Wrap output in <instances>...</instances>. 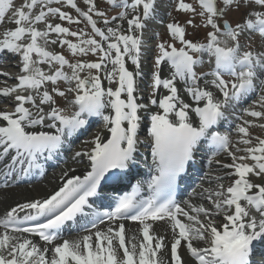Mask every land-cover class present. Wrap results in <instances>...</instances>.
I'll return each mask as SVG.
<instances>
[{
  "label": "snow or ice",
  "instance_id": "6c2138e0",
  "mask_svg": "<svg viewBox=\"0 0 264 264\" xmlns=\"http://www.w3.org/2000/svg\"><path fill=\"white\" fill-rule=\"evenodd\" d=\"M83 2L86 11L78 7L76 0H62L87 22L91 33L50 23L49 16H58L68 24L81 22L60 7L49 6L52 0H22L19 7H14L13 0H0V22L11 11L16 25L3 31L0 53L19 55L22 73L16 77V85L0 88V96L8 97L18 91L27 93L14 96L13 111H0V120L6 122L0 126V161H6L3 175L26 176L41 168L39 158L47 153L51 159L66 138L85 128L89 123L87 117H102L108 133L104 139L98 132L91 140L90 151L75 153L74 158L86 156L91 163V170L82 178L68 177L47 198L16 204L0 218V264H185L179 253L182 246L195 264H253L251 254L257 243L264 242V183L253 182L251 176L264 177V138L256 137L257 142L252 145L248 126H255L254 121L244 120L234 129L239 143L246 146L241 149L228 134L213 128L227 119L230 108L234 109L255 91L257 80L262 94L244 112L264 118V111L255 110L256 106L264 109V50L241 51L239 42L245 31L264 38V0H221L219 8L217 0H197L201 8L198 14L204 18V26L211 28L206 42L186 39L183 26L169 23V34L181 47L167 42L156 45L158 54L150 85L153 91L147 103H140L143 97H137L136 92L138 79H143L142 32L155 12L156 0H107L109 5L123 9L112 17L97 8L96 0ZM251 5L259 6V10ZM233 7L248 9L243 21L233 25L225 19L222 25L218 24L217 18ZM129 8L136 13L130 18ZM138 9L142 12H137ZM177 10L196 14L193 5L184 0H179ZM94 15L102 18L103 28L97 26ZM117 19H126V30L119 25L109 26ZM40 22L45 24L43 30L36 26ZM50 33L56 34L57 39L50 40ZM68 36L75 37L76 42L67 39ZM26 37L28 42L23 43ZM57 42L66 45L73 56L92 54L97 60L70 62L63 54L49 50L48 44ZM205 54L214 66L208 72H197ZM128 61L134 66L132 70ZM165 62L171 71L167 78H162L160 72ZM45 63L54 70L42 69L40 65ZM65 66L70 71H65ZM225 74L231 79H225ZM60 81L70 86L62 90L56 86ZM104 81L108 82L107 87ZM49 83L53 85L51 91L46 87ZM178 84H182V89ZM161 87L166 95H159ZM181 91L191 102L183 98ZM70 93L74 96L68 99ZM56 97L67 99L76 110L66 113L65 108L57 106ZM152 107L157 111H150ZM141 112L148 114L147 131L156 172L147 182L152 194L147 199H138L137 185L132 193L116 198L110 211L92 209L89 197L97 194L102 180L108 179L106 174L113 169H127L130 162H135L143 121ZM259 126L264 128V124ZM204 142L215 150L214 154L222 151L232 160L231 164H221L210 159L209 163L230 171L209 176V181L235 178L226 188L216 183L215 188H205L199 193L210 207L190 200H185L182 206L172 195L177 177ZM236 152L244 155L237 156ZM110 179L119 182L122 176L116 173ZM86 207L91 210L85 212ZM81 216L91 217L86 219L90 225L87 234L48 247L69 222L75 223ZM217 217H222V223L217 224ZM105 220L108 226L98 227ZM124 220L138 222L142 239L137 242L136 236H126ZM156 221H167L172 230L170 262L158 255L167 245L164 236L151 231ZM32 236H38L44 246ZM197 241L204 242V246H195Z\"/></svg>",
  "mask_w": 264,
  "mask_h": 264
},
{
  "label": "bare ground",
  "instance_id": "6f19581e",
  "mask_svg": "<svg viewBox=\"0 0 264 264\" xmlns=\"http://www.w3.org/2000/svg\"><path fill=\"white\" fill-rule=\"evenodd\" d=\"M128 13L127 14H128L129 18L132 15L136 14L135 12H133L132 9L128 10ZM8 23H9L8 26H10V27L13 24L12 22H8ZM117 25H119L121 29L126 30L123 28V27L127 28L126 19H120L119 21H117ZM14 27H11L10 29H13ZM7 29L8 28L6 27V25L3 26V31L7 30ZM41 43H43V41H41ZM51 45H52L51 43L48 44V46H51ZM9 56H10V54H9ZM127 66L129 67L130 70H132L134 68V66L131 64L130 61L127 62ZM169 74H170V68L168 66H165L163 69V78H167L169 76ZM200 83L203 84V81H201ZM104 86L105 87L108 86L107 81H104ZM114 86L115 85H113V87ZM159 92H160V95L164 94V89L161 87L159 89ZM182 93H183V91H181V94ZM6 101L9 102V99L7 98ZM187 102H191L189 100V98H188ZM151 111H157V108H153V109H151ZM0 123L4 125L6 122L0 120ZM98 132L100 133L102 138H104V139L107 138L108 133H107V130L104 128H102V129L100 128L99 130L92 131L91 135L88 136L87 140L85 139L84 142H82L80 144H76L74 152L75 153L77 151L83 152L82 149L84 147H85L84 151H90L91 147H93V145L91 144V140L93 139V137ZM80 135H81V132H80ZM147 151L151 155V147L150 146L147 148ZM75 153L73 156H71L70 162H68L66 164V167H61V168L55 170L52 174L48 175V177H46L42 182H40L37 185H32V186L24 185V186L17 187L15 189L1 190L0 191V215H4L8 210H10L16 204L29 202V201L37 200V199H45L47 196H49L53 192L57 191V189L63 184L64 179H66L68 177L82 176L84 174L85 170H87L89 168L88 165H90V161L88 160V158L86 156L74 158ZM149 163L150 164L153 163L152 156H151V160ZM129 168L132 171L133 167L129 166ZM65 173H67V177L64 176ZM251 180L255 183H264V181L259 182L258 180H255L252 177H251ZM216 183H220V181L216 182ZM216 183H213L211 186L209 185L206 188L215 187ZM201 191L202 190H198L197 193L194 192V194L192 196L194 197L196 195L197 198L194 200L191 199V202L193 201L192 203H194V204L202 203V199L199 196V193ZM219 218H221V217H219ZM220 223H222V219L220 220ZM138 230H139V224L126 225V236L127 237L136 236L137 242H138L140 239H142V237L140 236V233H137ZM151 231L153 233H155L157 236H164L165 237V244L167 245V247L169 246V248L168 249H167V247L164 248L158 255H159L161 260L169 262L170 245H171V244L169 245V243H171L173 240V233H172L170 226L166 222L154 223ZM195 246L202 247V246H204V242L197 241V242H195ZM179 253L182 256V259L185 261V264H195L194 258L190 257V255L187 252L186 247L184 248L182 246L179 249ZM48 255L50 257L51 252H49Z\"/></svg>",
  "mask_w": 264,
  "mask_h": 264
},
{
  "label": "rangeland",
  "instance_id": "374dc122",
  "mask_svg": "<svg viewBox=\"0 0 264 264\" xmlns=\"http://www.w3.org/2000/svg\"><path fill=\"white\" fill-rule=\"evenodd\" d=\"M78 2H79V4H82L79 7L82 8V10H85L86 11L87 10V6L84 4L83 0H77V3ZM96 3L98 4L97 5V8H99V9H102L104 6L106 7L104 0H96ZM13 5H14V7H17V5L14 3V1H13ZM193 7H194V5H193ZM220 7H222V4H220ZM251 7H254V6L251 5ZM254 8H256V6ZM106 10H108V13H109V11H110V13H112L114 11H117V8H106ZM136 11L139 12V10H136ZM247 11H248V9L247 8H244V7H241L239 10H236L235 7H233L232 9L227 10L222 17H218L217 19L218 20H220V19H224V20L227 19V20H229V21H231L232 23L235 24V23L241 22L245 18V15H246V12ZM195 13L196 14H193V12L188 11V14H178V16H181V18L187 20V22L189 20L192 21V24H188L187 23L188 24V38H190V39H195V38L196 39H198V38L201 39V37L203 36V33H201L203 23H202V21H200L201 16L198 14V12L196 10H195ZM7 15L12 17V13L11 12H8ZM56 17L59 18L58 16H56ZM52 20H53V18H52ZM53 21H56V19H54ZM117 21H119V20H117ZM117 21L114 22L113 27L117 25ZM8 22L9 21H6V23L3 24V26H5V25L7 26L8 25ZM12 25H11V27H14L15 26L14 24H12ZM3 26L0 27L1 32L3 31ZM11 27L8 26V29L7 30H9ZM123 28L124 29H127L125 27H123ZM242 37H243L244 42H242L241 47L244 48V49L250 48V46L248 45V42H246V41L251 40V35H249V32H245L244 34H242ZM230 44H231V42H230ZM96 58H97V56H94L92 54H89L87 56H78L76 58V60H90V61H94V60H97ZM150 66H151V62H150ZM52 87L53 86H51V88ZM56 100H58V101L61 100L62 102L68 103V100L65 99V98L56 97ZM255 110H260L259 106L255 107ZM248 120L249 121H254V125H255L254 127L255 128L260 127L259 125H261L260 120H253V119H248ZM250 129L253 131L252 128H250Z\"/></svg>",
  "mask_w": 264,
  "mask_h": 264
}]
</instances>
